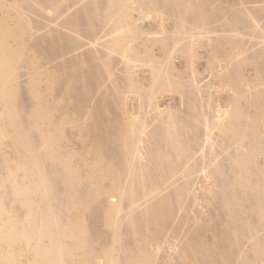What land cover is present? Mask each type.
<instances>
[{
    "label": "bare ground",
    "instance_id": "6f19581e",
    "mask_svg": "<svg viewBox=\"0 0 264 264\" xmlns=\"http://www.w3.org/2000/svg\"><path fill=\"white\" fill-rule=\"evenodd\" d=\"M0 264H264V0H0Z\"/></svg>",
    "mask_w": 264,
    "mask_h": 264
},
{
    "label": "rangeland",
    "instance_id": "374dc122",
    "mask_svg": "<svg viewBox=\"0 0 264 264\" xmlns=\"http://www.w3.org/2000/svg\"><path fill=\"white\" fill-rule=\"evenodd\" d=\"M228 1H229L231 4H233V0H228ZM236 1H237V0H236ZM256 5L259 6L258 4H255L254 7H255ZM248 6H249V5H248ZM251 7H253L252 4L250 5L249 8H251ZM245 39H247V37H245ZM248 39H249V38H248ZM250 40L253 42V45H255V47H257L258 45H260L258 40H257L258 42H256V39L254 40V39L251 38V39L246 40V41L250 43V42H251ZM252 42H251V44H252ZM254 42H255L256 44H255ZM256 45H257V46H256ZM260 46H261V45H260ZM255 47H254V48H255ZM254 48H253V51L255 50ZM259 48H260V47H259ZM257 49H258V47H257ZM257 49H256V50H257ZM200 50H201V51H200ZM200 50H199V54L201 55V58H198V59H199L198 62H199L200 64H197V63H196V65H195L196 68H195V69H199L200 71L197 70V72H198V74L201 72V76H200V78H201V77L204 78L203 80H201V79L199 80V82L202 81V82L199 83V86H201V85L203 86V83H204V86H206V85L208 86V85H210V84H212V83H215V81H213V80H214V79H213V76H211L212 71L210 72V70H208L209 68H208L207 62H205V61H206V57L203 56V55H205V54H203V52H202L203 50H202V49H200ZM251 51H252V50H251ZM253 51H252V52H253ZM201 52H202V53H201ZM252 52H248V54L251 55ZM202 54H203V55H202ZM178 56H179V55H178ZM178 56L175 57V62L177 61V62L175 63L176 65H180V63H181V62H180L181 57H178ZM179 59H180V60H179ZM204 63H206V65H205ZM202 65H203V66H202ZM204 65H205L206 67H205ZM204 67H205L206 69H204ZM137 70H138V69H137ZM139 70H140V69H139ZM139 70H138V71H139ZM141 70H144V69H141ZM144 71L146 72L147 70L145 69ZM205 71H206V72H205ZM208 71L210 72L209 74H208ZM140 73H142V72H140ZM203 73H205V74H203ZM206 73H207L208 75H207ZM250 74H251V72H250ZM147 75H148V73L146 72V74H144L143 76H146V77H147ZM203 75H204V76H203ZM211 78H212V79H211ZM209 80H210V81H209ZM208 82H209V83H208ZM205 83H206V84H205ZM202 86H201V87H202ZM129 95H130V96H129ZM133 95H134V96H133ZM133 95H132V93L128 94V96H129L131 99H132L133 97H134V98L136 97L135 94H133ZM161 95H162V94H161ZM161 95H158V96L156 97V99H155V100L157 101V104H156V101L153 102V105L156 104L157 107L159 106V107H158V108H159L158 110L161 111V112H162V111L165 112L166 109H168V107L173 106V105L175 106V105L178 103L177 100H175V99H177V98H175V95H174V97H172L173 94L171 95V93L163 94L162 96H161ZM170 95H171V96H170ZM171 97H172V98H171ZM174 98H175V99H174ZM134 103H135V102H134ZM135 105H136V106H135V108H133V109H135V111H137V109H138L137 106H138V105H137V103H135ZM156 105H155V106H156ZM179 105H180V104H179ZM132 107H134V106L132 105ZM180 107H181V106H180ZM182 107H183V106H182ZM181 109H182V108H181ZM182 110H183V109H182ZM146 111H148V110L146 109ZM140 112H141V111H140ZM140 112H139V110H138V113H140ZM148 112H149V111H148ZM138 115H139V114H137V116H138Z\"/></svg>",
    "mask_w": 264,
    "mask_h": 264
}]
</instances>
